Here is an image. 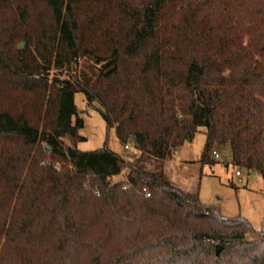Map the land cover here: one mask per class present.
I'll return each instance as SVG.
<instances>
[{
  "label": "trees",
  "instance_id": "trees-1",
  "mask_svg": "<svg viewBox=\"0 0 264 264\" xmlns=\"http://www.w3.org/2000/svg\"><path fill=\"white\" fill-rule=\"evenodd\" d=\"M78 91L137 152L77 148ZM200 129V162L264 177V0H0V264H264V230L164 175Z\"/></svg>",
  "mask_w": 264,
  "mask_h": 264
},
{
  "label": "rangeland",
  "instance_id": "rangeland-1",
  "mask_svg": "<svg viewBox=\"0 0 264 264\" xmlns=\"http://www.w3.org/2000/svg\"><path fill=\"white\" fill-rule=\"evenodd\" d=\"M24 45H25V41ZM18 42L15 48H20ZM100 66L89 58H83L79 62V67H72L68 75L80 72V70L92 77L99 70ZM58 77L63 79L67 76L66 72L50 69L49 78ZM37 96V95H36ZM36 96L28 95V100L19 98L20 103L29 101L33 104ZM74 102L77 107L78 116L83 119V127L78 130V134L84 139L77 142L79 150L88 151L103 146L106 136L108 135L107 145L110 149L119 154L127 155L128 153L137 152L132 144L127 143L128 148L120 144L116 133L113 129L106 132L104 119L100 116L98 109L100 103L97 101L88 102L82 92L74 94ZM29 115L33 121L38 122L37 117L40 113L33 112L32 108H28ZM40 128L43 122V114L40 115ZM75 120V118H74ZM198 130V133L191 140H186L183 145L182 164L171 163L167 161L165 165L166 179L180 188L193 194H198L199 200L205 204L217 205L222 214L226 217L240 215L256 229L264 230V177L253 169H245L236 166L232 161V149L228 144L222 145L218 149L219 157L216 158L215 164L200 162V157L204 149L205 135L204 132ZM67 145L72 142L65 139ZM236 170L241 171V182L234 175ZM126 171L120 175L111 178L112 182H116L124 178ZM248 238H254L248 235Z\"/></svg>",
  "mask_w": 264,
  "mask_h": 264
},
{
  "label": "crops",
  "instance_id": "crops-1",
  "mask_svg": "<svg viewBox=\"0 0 264 264\" xmlns=\"http://www.w3.org/2000/svg\"><path fill=\"white\" fill-rule=\"evenodd\" d=\"M183 156V149H182V145L177 147L176 149H173L166 157V159H164L163 163H164V175L165 174V165L167 164V161H170L171 163H177V164H182L181 162H186V160H181Z\"/></svg>",
  "mask_w": 264,
  "mask_h": 264
},
{
  "label": "built area",
  "instance_id": "built-area-1",
  "mask_svg": "<svg viewBox=\"0 0 264 264\" xmlns=\"http://www.w3.org/2000/svg\"><path fill=\"white\" fill-rule=\"evenodd\" d=\"M124 148L129 149L127 144L124 145ZM212 154H213V156H214V159H216V158L219 157L218 150H215ZM234 175H235L236 177H238V181H239V182L242 181V180H241V177H240V176H241V171H240V170H236V171L234 172Z\"/></svg>",
  "mask_w": 264,
  "mask_h": 264
},
{
  "label": "water",
  "instance_id": "water-1",
  "mask_svg": "<svg viewBox=\"0 0 264 264\" xmlns=\"http://www.w3.org/2000/svg\"><path fill=\"white\" fill-rule=\"evenodd\" d=\"M24 46V42L19 44V47L22 48ZM219 249H220V246H219Z\"/></svg>",
  "mask_w": 264,
  "mask_h": 264
}]
</instances>
